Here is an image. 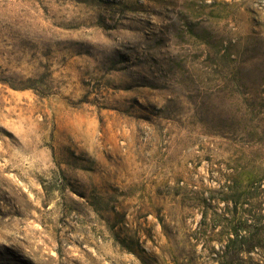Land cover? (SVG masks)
<instances>
[{
    "label": "rangeland",
    "instance_id": "1",
    "mask_svg": "<svg viewBox=\"0 0 264 264\" xmlns=\"http://www.w3.org/2000/svg\"><path fill=\"white\" fill-rule=\"evenodd\" d=\"M0 264H264V0H0Z\"/></svg>",
    "mask_w": 264,
    "mask_h": 264
}]
</instances>
